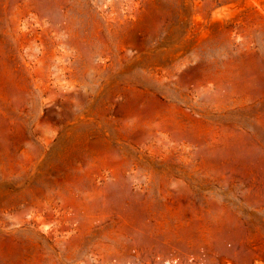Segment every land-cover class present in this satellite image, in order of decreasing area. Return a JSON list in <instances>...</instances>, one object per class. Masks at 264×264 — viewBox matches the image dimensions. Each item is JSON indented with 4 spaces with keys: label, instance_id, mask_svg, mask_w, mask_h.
Wrapping results in <instances>:
<instances>
[{
    "label": "rangeland",
    "instance_id": "374dc122",
    "mask_svg": "<svg viewBox=\"0 0 264 264\" xmlns=\"http://www.w3.org/2000/svg\"><path fill=\"white\" fill-rule=\"evenodd\" d=\"M158 259L264 264V0H0V264Z\"/></svg>",
    "mask_w": 264,
    "mask_h": 264
},
{
    "label": "bare ground",
    "instance_id": "6f19581e",
    "mask_svg": "<svg viewBox=\"0 0 264 264\" xmlns=\"http://www.w3.org/2000/svg\"><path fill=\"white\" fill-rule=\"evenodd\" d=\"M157 255V254H156ZM156 258V257H155ZM156 264H179L178 262H175L174 261V259L173 260H169V259H167V260H164V261H162V259L161 260H157L156 261Z\"/></svg>",
    "mask_w": 264,
    "mask_h": 264
}]
</instances>
